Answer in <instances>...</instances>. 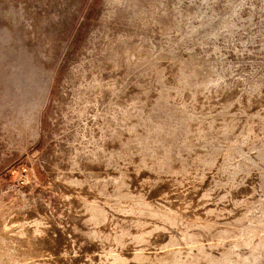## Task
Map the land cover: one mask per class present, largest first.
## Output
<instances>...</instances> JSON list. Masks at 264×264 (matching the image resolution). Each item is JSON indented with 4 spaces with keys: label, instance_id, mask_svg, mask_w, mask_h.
I'll use <instances>...</instances> for the list:
<instances>
[{
    "label": "rangeland",
    "instance_id": "rangeland-1",
    "mask_svg": "<svg viewBox=\"0 0 264 264\" xmlns=\"http://www.w3.org/2000/svg\"><path fill=\"white\" fill-rule=\"evenodd\" d=\"M0 264H264V0H0Z\"/></svg>",
    "mask_w": 264,
    "mask_h": 264
}]
</instances>
